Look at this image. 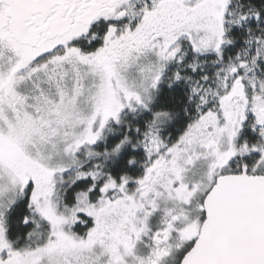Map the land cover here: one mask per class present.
I'll list each match as a JSON object with an SVG mask.
<instances>
[{
    "label": "snow or ice",
    "instance_id": "obj_1",
    "mask_svg": "<svg viewBox=\"0 0 264 264\" xmlns=\"http://www.w3.org/2000/svg\"><path fill=\"white\" fill-rule=\"evenodd\" d=\"M0 264H264V0H0Z\"/></svg>",
    "mask_w": 264,
    "mask_h": 264
}]
</instances>
